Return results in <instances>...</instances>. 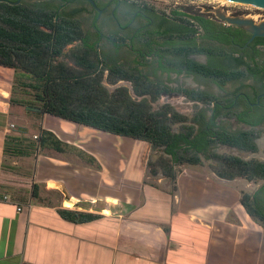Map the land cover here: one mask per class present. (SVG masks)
I'll return each instance as SVG.
<instances>
[{
    "label": "crops",
    "instance_id": "obj_1",
    "mask_svg": "<svg viewBox=\"0 0 264 264\" xmlns=\"http://www.w3.org/2000/svg\"><path fill=\"white\" fill-rule=\"evenodd\" d=\"M16 79L0 66V264H264V225L238 178L183 166L176 189L153 180L149 143L41 113Z\"/></svg>",
    "mask_w": 264,
    "mask_h": 264
},
{
    "label": "trees",
    "instance_id": "obj_2",
    "mask_svg": "<svg viewBox=\"0 0 264 264\" xmlns=\"http://www.w3.org/2000/svg\"><path fill=\"white\" fill-rule=\"evenodd\" d=\"M59 1L61 4L56 8L50 7L47 1L22 2L18 5L0 1V66L14 70L17 85L32 92L30 95L33 99L26 102L29 107L36 106L41 113L149 143L153 150L162 151V154L149 158V174L152 177L163 175L170 180L174 189L181 167L201 166L204 157L220 163L222 168L214 172L220 178H244L254 183L264 181V162L210 154L215 145L221 144L256 153L257 137L252 131L230 133L213 130L212 133L200 131L197 135L194 124L175 131V124L186 122L184 116L169 105L159 110L153 106L165 89L153 82L150 73L145 71L152 63L151 44H147L148 53L143 61L135 60L134 65L115 62L114 54L125 43V38L114 35L105 37L112 46V51H107L100 45L102 36L87 33L80 21L66 11L78 4L77 0ZM83 11V8H77L74 13ZM149 13L153 17L163 18L162 24L169 23L170 29L164 35L167 39L185 41L177 42L174 49L166 47L163 50L177 58H184L176 67L191 73L202 72L204 66L187 59V56L214 51L204 49L196 40L197 34L201 30L207 31L213 23L207 18L208 14L175 11L178 19L171 20L152 11ZM94 36L97 40H94ZM167 63L170 66L174 64ZM121 81L133 85L135 97L127 87L120 86L110 91L105 85L107 82L115 86ZM184 92L190 101L201 102L199 92ZM194 122H199L198 113ZM42 144L63 150V144L50 132H44ZM263 188L255 194L243 192L242 197L247 212L262 225L264 201L260 196ZM61 215L78 223L98 218L91 213L70 210H62Z\"/></svg>",
    "mask_w": 264,
    "mask_h": 264
},
{
    "label": "flooded vegetation",
    "instance_id": "obj_3",
    "mask_svg": "<svg viewBox=\"0 0 264 264\" xmlns=\"http://www.w3.org/2000/svg\"><path fill=\"white\" fill-rule=\"evenodd\" d=\"M3 1V0H0ZM11 1L12 0H4ZM18 0H16L17 2ZM29 0H22L28 2ZM48 0H30L35 3ZM84 9L91 16L92 28L89 32L102 36L100 45L108 42L105 35L111 26H116L122 37L127 40L115 53L133 55L136 61H143L150 43L151 66L146 67L153 82L167 91L162 96L187 99L184 91L199 92L201 97L199 122H193L200 131L212 133L213 130H225L237 133L264 127V38L257 37L250 41L252 35L244 29L228 25L215 16H207L213 23L210 28L201 30L196 40L204 49L214 51L189 54L187 59L204 66L200 73H191L187 69L176 67L184 58H177L173 53L163 51L166 47L175 48L178 39H167L166 30L169 23L162 24L163 18L150 15L145 9H135L120 0L98 1L97 10L88 1ZM232 17H246L257 23L264 21V9L246 6ZM94 40H97L94 36ZM167 62L174 63L172 66ZM212 72H210V71ZM242 130H235V129ZM260 138L255 141L259 147ZM264 189V188H263ZM260 198L264 201V190Z\"/></svg>",
    "mask_w": 264,
    "mask_h": 264
},
{
    "label": "rangeland",
    "instance_id": "obj_4",
    "mask_svg": "<svg viewBox=\"0 0 264 264\" xmlns=\"http://www.w3.org/2000/svg\"><path fill=\"white\" fill-rule=\"evenodd\" d=\"M107 1H109V0H107ZM113 1H116V0H113ZM120 1L123 2L124 4H127L129 7L135 9V11L138 9H145L147 11H152V12L156 13L160 17H167L171 20H174V19L177 20L178 19V17H176V15L174 14L175 11L192 13L193 15L208 14L207 16H210V17L215 16L214 13L205 12V11L192 9V8H188V7H182V6L162 3V2L155 1V0H120ZM26 3L30 4L32 2H30V0H29ZM48 3H49V6L53 7V8H56L57 6H59L61 4L59 0H48ZM87 6H88V4L86 2L80 1L78 4H76V6H74L75 8L74 7L72 9L67 8L66 11L68 13H71L72 14L71 16L75 20L80 21L82 28L86 32H89L92 28V19L93 18L91 16L87 15L85 12H81V13L75 12L74 13L75 9H77V8L78 9L79 8L85 9ZM107 31L110 32V34H112L114 36H118L119 38H123L121 33L119 32V30L117 29V27L114 25L111 26L110 28H108ZM106 36H107V34H106ZM125 42H127L126 39H125ZM102 46L107 51H112V46L109 42H105ZM114 60H115V62L124 63L127 65H132V64L134 65V62H135V58L133 57V55H130V54L124 55L122 53L121 54L115 53L114 54ZM65 61H67L68 63H71V61H68L67 59H65ZM106 86L111 91H114L117 87H120V86L127 87L131 91V94L135 97V94L133 91V85L130 82L121 81L115 86L109 85V84H106ZM17 87H18V89H20L19 91H26L28 93L31 92L28 89L21 88L20 84H19V86L17 85ZM164 91H167V89H165ZM21 98L24 99L25 101L32 99L31 96H29V94H23V96ZM165 105L171 106L175 112L180 113L182 116H184L186 122H183V123L178 122L177 124H175L173 126L175 131H179L185 127H190L191 125H193V122L195 120V116L197 115V113L200 110L201 103L200 102H194V101L192 102L188 98L187 99H183V98H171L170 99V97L161 95L159 97V100L153 104V106L156 110H159L162 106H165ZM235 130H242V129L237 128ZM248 131H252V134L254 136H256L257 138L258 137L260 138L259 149L256 153H251L248 151H242V150H239L237 148H233V147L221 144V145H215L211 149L210 154H217L219 156L233 155V156L241 157L244 160H253L254 159V160L264 162V127L258 128V129H252V130H248ZM160 154H162V151L159 152L158 150L152 149L151 158L154 157L155 155H160ZM154 159H156V158H154ZM153 161L156 162L157 160H153ZM219 164L217 161L207 160L204 157L203 165L197 166V167L204 168L210 172H215V169L219 170L222 168V166L220 167ZM152 178L154 180L156 177H152ZM238 180L242 186L241 189H243V192L247 193L245 191H247V185H248L249 181L247 179H244V178H238ZM263 184H264V181L255 182L250 187V191L259 189Z\"/></svg>",
    "mask_w": 264,
    "mask_h": 264
},
{
    "label": "water",
    "instance_id": "obj_5",
    "mask_svg": "<svg viewBox=\"0 0 264 264\" xmlns=\"http://www.w3.org/2000/svg\"><path fill=\"white\" fill-rule=\"evenodd\" d=\"M4 1V0H3ZM22 0L17 2H11V4H20ZM88 1L95 9L99 10L95 0ZM162 3L188 7L205 12L216 13L217 17L226 22L228 25L237 26L252 35L250 41H253L257 37L264 38V21L257 23L254 19L246 17H232L237 11L245 10L246 6H255L264 9V0H155ZM214 13V14H215ZM166 96V95H164ZM179 95L171 98H179Z\"/></svg>",
    "mask_w": 264,
    "mask_h": 264
},
{
    "label": "built area",
    "instance_id": "obj_6",
    "mask_svg": "<svg viewBox=\"0 0 264 264\" xmlns=\"http://www.w3.org/2000/svg\"><path fill=\"white\" fill-rule=\"evenodd\" d=\"M36 138H38V137H36ZM20 210V209H19Z\"/></svg>",
    "mask_w": 264,
    "mask_h": 264
}]
</instances>
